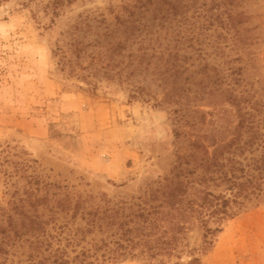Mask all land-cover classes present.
Listing matches in <instances>:
<instances>
[{"label":"trees","instance_id":"1","mask_svg":"<svg viewBox=\"0 0 264 264\" xmlns=\"http://www.w3.org/2000/svg\"><path fill=\"white\" fill-rule=\"evenodd\" d=\"M161 1L137 0L116 28L119 37L100 42L104 51L92 60L112 69L129 97L167 107L179 124L175 135L186 136V151L173 171L130 200H93L63 185L48 218L29 216L30 226L17 228L9 215L0 227V264L127 257L198 264L224 216L264 201V86L251 80L254 39L242 26L238 0L170 1L166 8ZM184 6L192 16L185 17ZM180 12L184 19H175ZM211 186L222 190L216 194ZM193 228L201 231L198 247L187 237Z\"/></svg>","mask_w":264,"mask_h":264},{"label":"rangeland","instance_id":"2","mask_svg":"<svg viewBox=\"0 0 264 264\" xmlns=\"http://www.w3.org/2000/svg\"><path fill=\"white\" fill-rule=\"evenodd\" d=\"M136 1L0 3V227L8 226L10 216L17 228L21 222L30 226L29 216L48 218L63 185L93 200H130L173 171L177 156L186 151V136L175 135L179 124L167 107L129 97L112 69L93 63L104 51L100 42L119 37L116 28ZM170 1L188 5L193 0L161 2L166 8ZM186 7L181 11L192 16ZM236 8L244 14L242 26L252 29L251 80L259 81L254 83L259 89L264 86V0H238ZM181 15L175 19H184ZM201 171L196 168V175ZM211 188L216 194L222 190ZM220 224L198 264H264V201L224 216ZM200 235L191 229L190 245L200 246ZM31 240H23L25 249ZM103 264L153 263L127 257Z\"/></svg>","mask_w":264,"mask_h":264}]
</instances>
